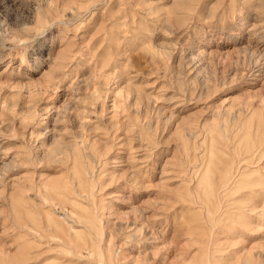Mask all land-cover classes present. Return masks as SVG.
I'll use <instances>...</instances> for the list:
<instances>
[{
  "label": "rangeland",
  "instance_id": "374dc122",
  "mask_svg": "<svg viewBox=\"0 0 264 264\" xmlns=\"http://www.w3.org/2000/svg\"><path fill=\"white\" fill-rule=\"evenodd\" d=\"M0 264H264V0H0Z\"/></svg>",
  "mask_w": 264,
  "mask_h": 264
},
{
  "label": "bare ground",
  "instance_id": "6f19581e",
  "mask_svg": "<svg viewBox=\"0 0 264 264\" xmlns=\"http://www.w3.org/2000/svg\"><path fill=\"white\" fill-rule=\"evenodd\" d=\"M75 220H76V219H75ZM76 222H78V221H76ZM79 224H80V223H79ZM89 230H90V229H89ZM89 230H88V231H89ZM91 232H92V230H91ZM91 232H90V233H91ZM62 237H64V236H62Z\"/></svg>",
  "mask_w": 264,
  "mask_h": 264
}]
</instances>
